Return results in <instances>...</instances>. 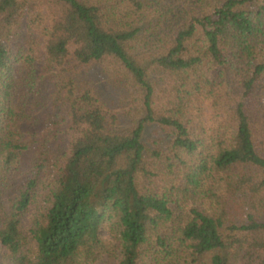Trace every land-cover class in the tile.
Segmentation results:
<instances>
[{
  "label": "trees",
  "instance_id": "1",
  "mask_svg": "<svg viewBox=\"0 0 264 264\" xmlns=\"http://www.w3.org/2000/svg\"><path fill=\"white\" fill-rule=\"evenodd\" d=\"M0 246L264 264V0H0Z\"/></svg>",
  "mask_w": 264,
  "mask_h": 264
},
{
  "label": "rangeland",
  "instance_id": "2",
  "mask_svg": "<svg viewBox=\"0 0 264 264\" xmlns=\"http://www.w3.org/2000/svg\"><path fill=\"white\" fill-rule=\"evenodd\" d=\"M25 29V25H22V30ZM39 127L35 126V129H38ZM62 144H64L65 139L62 137ZM32 151L33 148L31 146L28 147V149L24 153V161L22 162V172L26 171L29 168L30 161L32 159ZM31 218H32V211H29L26 215V217L23 219V228L29 227L31 224ZM102 236H106V232L104 230L101 231ZM5 251L0 246V264H10L8 263L9 260H4ZM97 264H111V262L104 258L102 261L98 262Z\"/></svg>",
  "mask_w": 264,
  "mask_h": 264
}]
</instances>
